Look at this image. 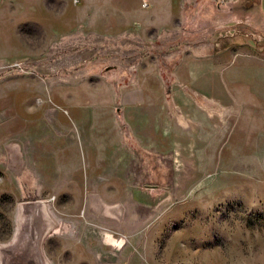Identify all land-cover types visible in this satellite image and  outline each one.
<instances>
[{
    "label": "rangeland",
    "instance_id": "1",
    "mask_svg": "<svg viewBox=\"0 0 264 264\" xmlns=\"http://www.w3.org/2000/svg\"><path fill=\"white\" fill-rule=\"evenodd\" d=\"M246 2L209 0L208 8L199 10L203 18L196 17L198 10L193 8L183 10L185 18L169 19L163 11L156 18L157 38L148 40L100 38L106 35L95 40L87 34L86 39H63L53 32L45 34L37 25H20L27 54L0 64V77L10 72L19 75L15 91L20 102L28 99L18 104L19 114L34 121L26 135L15 138L17 146L22 150L55 147L63 126L54 127L51 114L56 111V118L63 122L60 99L77 97L83 104V119L93 117L90 108L96 104L98 118L110 122V111L103 108L111 109L115 125L130 138L131 160L122 164L128 166V174L122 177L118 174L122 167L115 168V180H142L145 172L149 180L151 171L144 172L146 161L139 159V153L153 145L140 140L139 107L128 110L124 106V97H135L138 92L128 88L129 82L150 74L160 76L164 97L175 98L181 106L187 98L188 64L195 57L194 50L203 49L217 66L245 58L260 66L249 76L227 70V82L251 79L264 83V0L258 6ZM146 6V1L140 2L142 9ZM202 33H208V39L202 40ZM230 91L234 97H245L240 88ZM258 101L264 109V85ZM68 107L72 114L73 107ZM68 118L80 149L77 125ZM218 121L214 115L211 124ZM178 124L182 149L191 135L184 120L179 118ZM257 124L260 129L253 131L255 137L246 139V132L238 129L232 133V145L226 142L220 152L213 150L225 131H200L199 138L210 141L211 151H179L172 168L157 178L162 182L158 184H101L100 177L106 176L101 169L92 177L87 170L84 183L82 170L73 174L68 169L60 174L62 178L42 186L35 182L34 170L0 158V264H264V112ZM13 140L8 133H0V150L6 148L2 156H10ZM119 145L126 150L127 145ZM81 210L85 211L82 225L80 216H75Z\"/></svg>",
    "mask_w": 264,
    "mask_h": 264
},
{
    "label": "crops",
    "instance_id": "2",
    "mask_svg": "<svg viewBox=\"0 0 264 264\" xmlns=\"http://www.w3.org/2000/svg\"><path fill=\"white\" fill-rule=\"evenodd\" d=\"M141 1L147 2V6L143 9L140 7ZM229 1L231 4H240L244 0ZM247 1V4L258 6V3L263 0ZM208 2L209 0L207 2L205 0H0V64L8 60L14 61L27 54L28 48L21 40L18 31L20 25H37L45 34L53 32L60 38L64 37L63 39L68 37L86 39L85 34H87L88 39L95 40L100 38L105 40H148L157 38L155 31L158 29L157 24L159 22L156 18L157 16L162 17L163 11L167 12L166 17L169 19L185 18L186 14L183 10L193 8L198 10L194 15L203 18L204 15L199 10L207 9L206 3ZM196 3L199 5L196 6ZM171 22L168 21L169 24ZM98 35L106 36L99 38ZM206 35L202 33L200 38L202 40L205 37L208 39L209 34ZM201 53H203L202 56ZM194 56L192 62L188 64V70L191 73L186 81L187 98H183L182 100L186 101L181 104L185 108L181 109L175 98L166 99L164 97L162 79L155 74L144 76V79H132L128 88L133 87L135 93L138 91L137 96L124 97L126 109L139 107L140 129L138 134L140 140L153 145V147L142 148L139 159L146 161L143 166L144 172L150 169L149 178L154 177V180H148L146 172L144 176L142 173V180L131 182L129 177H127V182L115 180V168L122 167L121 173H118L122 177L124 174H128V166L125 167L122 164L131 160L130 138L126 135L125 130H121L115 125V114L111 109L103 108L110 111L112 120L110 122L101 121L98 118L100 108L96 104H94L95 106L92 105V109L89 107L93 117L90 120L83 119V104L77 97H72L71 100L66 97L60 99L63 122L60 118H56V111L48 114L53 115L54 120L51 123L54 127L60 124L63 126L58 132L59 140L55 147L52 149L43 148V150H30L28 148L22 150L19 148L15 138L20 134L26 135L29 126L34 121L29 122L19 114L18 104H25L28 99L26 96L20 102V97L14 87L19 75L12 72L7 76L0 77V133L6 132L11 138H14L9 147L10 156H2L1 154L6 152V148H1V160L19 162L21 167L34 170L35 175H33L37 179L35 182H42V186H45V183H49V181H55V178H62L61 175L68 169L73 170V174L76 170H82L81 181L84 183L86 182L84 174H88L87 170L92 177L97 170L101 169L106 172L105 177H100L99 183L101 184H158L162 182H159L157 178L164 177V174L168 172L167 170L172 168L171 163L177 159L179 151L181 153H207L211 151L209 148L210 141L205 140V137L204 139L199 138L198 133L200 131L210 128H219L225 131L218 147L213 150L215 152H220L221 147L225 146L226 142L232 145L230 142L232 133L238 129L246 132L247 135L244 133L246 139L255 137L253 131L260 129L259 124H257L258 116L260 112H264V109L259 108L260 103L258 101L259 92L261 93V87L264 83L254 82L251 79L230 83L224 79V76L227 70L248 73L249 76L256 72L260 66L252 58H245L227 66H217L209 54L205 55L203 49L194 50ZM25 85L31 86L29 82ZM235 87L244 90V98L232 95L230 90ZM8 89L11 90L7 91ZM148 89H153V91L148 93ZM68 106L73 107L72 114L68 111ZM30 108V106L27 107V111ZM62 115L59 114L58 116ZM214 115L219 117L217 125L211 124ZM68 117L73 119L74 123L72 124L75 127L77 125L80 149L77 147V137L71 130L73 126L68 121ZM228 117H230V121H227ZM179 118L188 124L186 132L191 135L185 148L182 149L179 148V138L176 131L179 126ZM199 119L202 124H200ZM94 129L99 130L94 131ZM153 130L154 139L152 138ZM93 132H97L99 135L96 133L94 136ZM102 136L103 138L99 140V137ZM256 138L258 139V134ZM70 143L73 144L72 148L67 146ZM122 143L127 145L126 150L119 145ZM255 144H258V141ZM196 146L198 148H195ZM149 160L153 162L152 165H147ZM163 162H168L170 165ZM59 170L61 173L57 175L55 172ZM73 177L75 183L77 182L76 185H79V180L77 181L76 176ZM165 178L167 181L164 182L168 183L169 177L165 175ZM52 189L57 190L55 187ZM78 199L83 200L81 194ZM79 212L80 214L76 211L75 216H80L79 222L82 225L84 223L82 216H84L85 211ZM46 213L44 210V214L48 217ZM50 217L51 215L48 218L49 221L51 220ZM53 227L54 231L58 230V226Z\"/></svg>",
    "mask_w": 264,
    "mask_h": 264
},
{
    "label": "built area",
    "instance_id": "3",
    "mask_svg": "<svg viewBox=\"0 0 264 264\" xmlns=\"http://www.w3.org/2000/svg\"><path fill=\"white\" fill-rule=\"evenodd\" d=\"M145 4H143V6H144Z\"/></svg>",
    "mask_w": 264,
    "mask_h": 264
},
{
    "label": "bare ground",
    "instance_id": "4",
    "mask_svg": "<svg viewBox=\"0 0 264 264\" xmlns=\"http://www.w3.org/2000/svg\"><path fill=\"white\" fill-rule=\"evenodd\" d=\"M46 209V208H45ZM43 213V212H42Z\"/></svg>",
    "mask_w": 264,
    "mask_h": 264
}]
</instances>
